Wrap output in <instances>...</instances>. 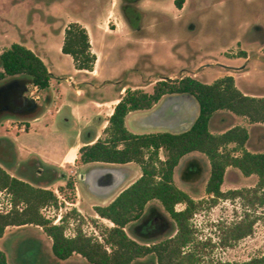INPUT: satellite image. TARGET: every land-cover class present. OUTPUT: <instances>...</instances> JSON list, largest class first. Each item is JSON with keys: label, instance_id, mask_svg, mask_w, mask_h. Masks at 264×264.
Segmentation results:
<instances>
[{"label": "rangeland", "instance_id": "374dc122", "mask_svg": "<svg viewBox=\"0 0 264 264\" xmlns=\"http://www.w3.org/2000/svg\"><path fill=\"white\" fill-rule=\"evenodd\" d=\"M174 1L139 0L142 32L137 33L123 20L120 0H0V50L13 42L31 46L49 70L73 76L76 81L97 83L87 95L96 100L117 97L122 86L151 93L158 80L195 76L201 82L211 83L228 71L233 73L237 87L243 92L264 97V39L259 41L262 33L254 29L261 26L264 30V0H183L181 8ZM73 19L86 28L98 52V78L76 70L71 57L60 51L64 28ZM50 86L53 101L85 99L77 96L72 88L58 87L55 79ZM112 107L113 103L100 107L104 120L95 129L102 128ZM50 110H54L53 104ZM136 113L131 112L126 121L131 131L132 116ZM23 123L26 124L18 118L0 122V137L14 142L19 162L32 157L34 151L60 154L76 139L82 125L74 122L62 127L60 115L51 117L48 111L32 121L29 131L27 126L24 132L19 131ZM234 124L248 126L251 151L264 150V129L261 125H249L244 118L217 114L210 128L220 132ZM194 154L201 157L204 165L194 183L181 180L179 166L174 171L175 184L200 204L191 218L195 233L194 243L189 247L197 250L200 264H243L259 258L264 254V203L259 202L264 195L262 190L254 191L257 176H245L237 168L227 167L221 190L229 197L212 201L205 191L209 163L203 155ZM159 156L164 158L163 151ZM85 166L78 152L72 164L60 169L64 177L48 186L57 196L58 206L47 207L42 212L55 224L61 223L63 217L67 236H73L80 228L84 234L102 240V231L113 223L99 216L95 206L110 203L140 176L141 170L135 163L125 165L131 178L110 197L101 200L81 188L79 175ZM7 170L17 174L15 168ZM68 181L73 183V189L67 185ZM233 190L240 193L231 196L229 192ZM8 203L9 195L0 191V210L7 209ZM150 207L160 214L156 223L149 222ZM183 207V204L176 205V209ZM240 222H252V232L233 239L232 229ZM174 227L160 203L152 200L147 203L143 217L129 223L125 231L139 242L151 243L167 238L174 233ZM0 249L6 252L8 264H89L75 253L65 261L54 259L50 237L41 227L33 225L7 227L0 238ZM131 264H156V259L148 255Z\"/></svg>", "mask_w": 264, "mask_h": 264}, {"label": "trees", "instance_id": "16d2710c", "mask_svg": "<svg viewBox=\"0 0 264 264\" xmlns=\"http://www.w3.org/2000/svg\"><path fill=\"white\" fill-rule=\"evenodd\" d=\"M60 49L71 57L75 69L93 71L96 54L86 28L79 22L66 25ZM52 77L45 62L32 49L19 42L5 47L0 53V122L5 118L30 120L41 115L51 99ZM40 91L46 94L38 101L35 96ZM167 94L190 95L197 102L198 114L188 129L147 133L127 129L125 117L129 112L150 109ZM217 114L244 118L249 125H261L264 129V97L242 92L232 75L221 76L211 83L193 76L158 80L151 93L125 89L108 117L102 136L79 148V159L84 164L135 163L141 170L140 176L110 203L95 206L99 216L113 223L102 231V240L84 234L80 228L73 236H67L63 217L61 223L55 224L43 214V209L58 206V198L48 186L64 174H58L56 168L37 156L17 161L12 140L0 137V191L9 195L11 204L10 208L0 210V237L7 227L33 225L41 227L50 237L51 252L57 261L75 253L89 264H131L148 255L155 257L156 264H200L197 250L189 247L194 243L195 233L191 218L200 204L175 184V168L179 166L182 181L194 183L204 167L201 157L194 153L201 154L209 163L205 191L212 201L229 197L221 190L229 166L245 176L255 174L254 191L262 190L264 195V150L248 148L250 131L246 125L234 124L213 132L210 124ZM84 137L88 141L93 139L90 134ZM160 151L164 158H160ZM7 168H15L17 174H11ZM67 185L73 189L72 182L68 181ZM229 193L236 196L240 192ZM152 200H157L174 222V233L157 242H139L126 233L125 227L141 219ZM259 202L264 203V196ZM177 204L184 207L176 209ZM148 216L150 223L160 218L154 207L149 208ZM232 230L233 239L243 238L251 234L252 222H240ZM0 264H8L2 249ZM243 264H264V254Z\"/></svg>", "mask_w": 264, "mask_h": 264}, {"label": "crops", "instance_id": "0c3cea01", "mask_svg": "<svg viewBox=\"0 0 264 264\" xmlns=\"http://www.w3.org/2000/svg\"><path fill=\"white\" fill-rule=\"evenodd\" d=\"M78 21L79 20H77V19H73L70 22H78ZM9 45H7V46H9ZM23 45H25V44H23ZM25 46L30 48V49H32L36 54H38L41 57V55L39 53H37L31 46H29V45H25ZM2 50H0V53L2 52ZM92 50L97 56L98 52L96 51L95 48H93V46H92ZM60 51H61V49H60ZM98 59L99 58L96 57V62H95L93 71H86V72L82 71V72H84L86 75H89V76H91L93 78H98L99 77V73L96 72V66H97ZM48 70H49V68H48ZM49 71L52 72V74H53V77L49 81V87H51L50 86L51 80L55 79V80H57L58 87L64 86V88L67 89V90L72 88L75 91V94L77 96H80V97L84 96V98H85V99L82 98L80 102H68V101L57 102V101H53V97H52V94L50 92V95H51L50 102L47 104V106L45 107V110L43 111V113L48 111L51 117H55L57 115H60V121L62 122V124H61L62 127H69L74 122L82 123L81 127L77 131L76 139L72 143H70L67 146H65L63 151L60 154H56L54 151H50L48 153H43V152H40V151L39 152L38 151H34L33 152V154H34L33 156H37L41 161H43V163H45L46 165H49V166H51L53 168H56L58 174H64L63 172H60V169L66 167L68 164H72L75 161V159L77 158V153L79 152V148L82 145H84V144L93 143L98 137L102 136L103 130H101V129L105 128V126L107 125L106 123H108V121H107L108 119L105 120V123L103 124V126H102V128L100 130L99 129H95L96 125L104 120L103 119V117H104L103 115L104 114H102V108H100V107H102L103 105H107L108 103H113V107L111 109V112L109 113V116H110V114L113 111V108H114L115 104L125 94V89L126 88H125V86L119 87V95L117 97H114V98H111V99H108V100H96V99H92L90 97H87V95L89 94L90 88L93 87V86H97V83H94V82L89 81V80L76 81V78L73 77V76H68V75H65V74H62V73H55V72H53L51 70H49ZM78 71H80V70H78ZM225 75H233V73L231 71H228V72H225ZM222 76H224V75H222ZM181 77H183V76H180V78ZM193 77H195V76H193ZM45 94H46V92L40 91L39 94L35 96V98L37 100L38 99L41 100V98L42 99L44 98ZM174 95H181V94H167V95H164L150 109L131 111V112H137V113L134 116H132V120H131L132 131L131 130L130 131L134 132V133H147V132H156V131L173 132V131H171L169 129L159 128V127H152V126L150 127L149 125H143L141 123V121H139V116L141 114H145V113H147L149 111H152V110L156 109L157 107H159V105L165 99H167L170 96H174ZM183 95H186V94H183ZM250 95H253V94H250ZM51 104L54 105V110H50ZM196 107L198 108L197 102L195 101V99L193 97L190 98L189 99V106L187 107V110L189 112L186 111L185 117H184V119L182 120L181 123L188 124L193 118L195 120V118H196V116L198 114V109L196 111ZM131 112H129L127 114V116L125 117V126L126 127H127L126 121H127L128 116H129V114ZM43 113H41V115ZM85 113H88V115L85 116ZM41 115H39L36 118L30 119V120H24V122L26 123L25 127L27 126V128H28L27 131H29V129L31 128L32 121L38 120ZM127 129H128V127H127ZM19 131L20 132H22V131L24 132V129L23 130H19ZM180 131H184V130H180ZM180 131H178V132H180ZM89 134L93 136L92 137L93 139L88 141V140L85 139L84 136L85 135H89ZM62 136H64V135L62 134ZM15 148H16V146H15ZM17 152L18 151H17V148H16V153ZM71 155L76 156V157H74L73 161L69 160V157ZM95 164L114 165V166H123V167H126L125 165H127V164L120 165V164H105V163H88L82 169V172H81L80 175L83 174V176H84V173H86L87 169L91 165H95ZM80 175H79V177H80ZM79 182L81 184L82 183V179L79 180ZM2 237H0V238H2ZM51 254H52V252H51ZM6 256H7V254H6ZM7 263H8V258H7Z\"/></svg>", "mask_w": 264, "mask_h": 264}, {"label": "water", "instance_id": "95a60500", "mask_svg": "<svg viewBox=\"0 0 264 264\" xmlns=\"http://www.w3.org/2000/svg\"><path fill=\"white\" fill-rule=\"evenodd\" d=\"M190 95H174L165 99L159 107L139 116L143 125L169 129L173 132L188 129L194 122V118L188 123H181L189 106ZM196 107V111H197ZM189 112V111H188ZM88 181L92 186L116 185L113 193L118 191L130 178L129 171L123 166L95 164L87 171ZM83 180V174L80 175ZM122 191V190H121Z\"/></svg>", "mask_w": 264, "mask_h": 264}, {"label": "flooded vegetation", "instance_id": "af4514ba", "mask_svg": "<svg viewBox=\"0 0 264 264\" xmlns=\"http://www.w3.org/2000/svg\"><path fill=\"white\" fill-rule=\"evenodd\" d=\"M121 3L119 5V12L123 18V20L126 22L127 27L135 31L137 33L142 32L141 31V12L139 8L137 7V2L139 0H120ZM183 0H175L174 3L177 7H182ZM165 13H162L161 15H164ZM255 30L261 31L262 35L259 38V41L264 39V30L261 26H257L254 28ZM87 174L84 173V179L82 180L81 188L82 190L87 193L88 195H91L97 199L105 200L108 197L111 196L113 193V190L116 185H102L99 186H92L91 183L87 180ZM79 180L81 178L79 177Z\"/></svg>", "mask_w": 264, "mask_h": 264}, {"label": "built area", "instance_id": "2783aa9c", "mask_svg": "<svg viewBox=\"0 0 264 264\" xmlns=\"http://www.w3.org/2000/svg\"><path fill=\"white\" fill-rule=\"evenodd\" d=\"M16 127V126H15ZM24 127H25V124L23 123V124H21L20 125V128H19V130H23L24 129ZM10 206H11V204L10 203H8V208H10Z\"/></svg>", "mask_w": 264, "mask_h": 264}, {"label": "bare ground", "instance_id": "6f19581e", "mask_svg": "<svg viewBox=\"0 0 264 264\" xmlns=\"http://www.w3.org/2000/svg\"><path fill=\"white\" fill-rule=\"evenodd\" d=\"M74 152H75V151H74ZM69 154H70V153H69ZM75 155H76V154H75ZM74 157H76V156L71 155V156L69 157V160H70V161H73Z\"/></svg>", "mask_w": 264, "mask_h": 264}]
</instances>
